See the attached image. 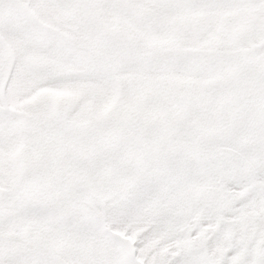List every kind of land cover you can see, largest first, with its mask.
<instances>
[{
    "label": "snow or ice",
    "instance_id": "6c2138e0",
    "mask_svg": "<svg viewBox=\"0 0 264 264\" xmlns=\"http://www.w3.org/2000/svg\"><path fill=\"white\" fill-rule=\"evenodd\" d=\"M0 264H264V0H0Z\"/></svg>",
    "mask_w": 264,
    "mask_h": 264
}]
</instances>
